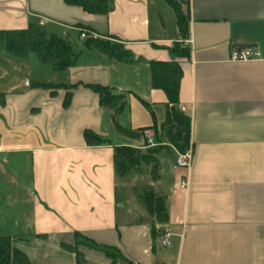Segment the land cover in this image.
<instances>
[{"label": "crops", "instance_id": "obj_1", "mask_svg": "<svg viewBox=\"0 0 264 264\" xmlns=\"http://www.w3.org/2000/svg\"><path fill=\"white\" fill-rule=\"evenodd\" d=\"M113 1L101 15L65 0H0V30L37 24L80 52L74 65L55 70L34 54L0 50V235L33 264H264V0H180L192 40L190 56L175 59L183 70L179 107L192 123L187 190V170L175 164L180 152L161 129L167 96L150 81V63L174 60L168 49L182 42L174 10L166 0ZM81 29L119 39L133 62L87 49ZM251 45L255 58L231 60L233 49ZM95 85L125 93L120 125L157 127L140 140L121 134ZM87 129L107 142L89 145ZM148 135L162 147L159 170L155 180L148 164L131 171L149 176L139 188L126 181L130 173L118 175L114 151L145 152ZM145 191L164 199L167 222L149 216L138 200ZM171 229L183 238L164 247L161 235ZM76 235L110 247L115 263L82 238L78 257L67 248Z\"/></svg>", "mask_w": 264, "mask_h": 264}, {"label": "trees", "instance_id": "obj_2", "mask_svg": "<svg viewBox=\"0 0 264 264\" xmlns=\"http://www.w3.org/2000/svg\"><path fill=\"white\" fill-rule=\"evenodd\" d=\"M70 5L80 6L90 14H109L114 7L113 0H65ZM167 4L174 10L179 35L182 42L174 43L168 50L172 54V61H152L149 65L151 72V86L161 89L167 96L166 119L162 123L161 129L166 138L175 145L179 152H183L190 146L191 119L179 109L180 103V83L183 74L182 66L175 60L180 57H189L190 47L186 40L190 37V23L188 14L182 9L180 0H166ZM114 39V40H112ZM101 39L93 37L83 39L87 49L95 50L97 53L106 56L117 62H133V55L125 48L123 42L117 38ZM0 47H4L7 53L18 58H25L29 54H34L44 65H50L55 70H66L67 67L74 65L80 52H76L71 42L55 34L47 35L42 27L30 23L26 28L0 30ZM44 86L52 89L53 85L33 83L32 87ZM100 97L101 105L114 111L113 123L116 129L130 139L140 140L144 137L146 130H154L153 126L139 127L133 130L128 126L120 125L116 118L124 110L126 96L115 93L109 87L101 85L92 86ZM68 98L67 101L68 102ZM84 138L91 146L106 143L107 140L93 132L84 131ZM148 146L147 142H145ZM160 145L149 146L145 152L137 151L130 146H118L114 151V165L118 175L126 176L131 171H140L141 164L145 163L151 167V177L155 180L159 163L155 156ZM138 200L147 210L149 216L156 222L165 223L168 220V212L165 208L164 199L154 195L152 191H145L138 195ZM80 238L85 244L98 250H102L115 263L117 254L111 251L108 246L97 245L93 240L76 235V247L67 246L70 250H75L79 257L80 252L76 249L80 243ZM0 264H33L28 256L15 246L13 239L9 236L0 235Z\"/></svg>", "mask_w": 264, "mask_h": 264}, {"label": "built area", "instance_id": "obj_3", "mask_svg": "<svg viewBox=\"0 0 264 264\" xmlns=\"http://www.w3.org/2000/svg\"><path fill=\"white\" fill-rule=\"evenodd\" d=\"M93 36V35H92ZM89 37L88 31L85 29H81L80 31V38L81 39H86ZM94 37V36H93ZM188 43L191 44L192 40L189 39ZM258 55L257 49L254 46H241L237 47L236 49H233L231 53V60L233 62L237 61H250L253 58H255ZM179 109L183 112L187 110L185 107H179ZM148 138V143L150 146L156 145L154 139L151 136H147ZM193 154L194 152L192 151L191 146H189L186 150L183 152H180L175 160L176 166H179L181 168H185L187 170V174L184 176L183 180L180 183V189L181 190H187L190 185V180H189V174L191 170V164L193 160ZM173 236H178L180 238H183V233H176L175 231L171 230H166L162 235V244L164 247H171L172 246V237Z\"/></svg>", "mask_w": 264, "mask_h": 264}, {"label": "rangeland", "instance_id": "obj_4", "mask_svg": "<svg viewBox=\"0 0 264 264\" xmlns=\"http://www.w3.org/2000/svg\"><path fill=\"white\" fill-rule=\"evenodd\" d=\"M77 42H78V43H77ZM76 44H79V45H80V44H81V40L76 39V41H75V45H76ZM0 50H5V48H4V47H0ZM157 138H158L159 142L161 141V143H163V142L166 141L162 134H161V135H158ZM159 148H162V147L159 146ZM163 148H164V146H163ZM135 150L139 151L138 149H135ZM169 155H170V157H171V154H169L168 152H165V151H164L163 156H167V157H169ZM172 155H173V154H172ZM172 157H173V156H172ZM145 169H146V168L144 167V170H145ZM128 174H129V173H128ZM126 181H128V182H130V183H133V184L136 183V185H138L139 188L145 186L146 184H148V183L150 182V181H149V176H148V174H147L146 171H143V172H141L140 174L130 173V174L127 176V178H126ZM0 187H1V186H0Z\"/></svg>", "mask_w": 264, "mask_h": 264}]
</instances>
